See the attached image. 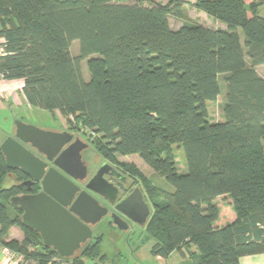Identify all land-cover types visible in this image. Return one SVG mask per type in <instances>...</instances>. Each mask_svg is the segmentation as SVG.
Instances as JSON below:
<instances>
[{"label":"trees","instance_id":"obj_1","mask_svg":"<svg viewBox=\"0 0 264 264\" xmlns=\"http://www.w3.org/2000/svg\"><path fill=\"white\" fill-rule=\"evenodd\" d=\"M130 1L0 0V80L22 81L29 106L59 113L107 161L137 155L161 173L173 191L150 185L136 168L123 170L150 207L143 239L153 242V257L188 250L191 264H240L264 254V78L255 70L264 65V0ZM184 4L225 29L185 21L172 30L167 15L185 20ZM219 76L224 120L210 122L207 103L220 93ZM172 146L183 151L185 174ZM11 172L23 180L0 151V247L36 264L68 261L22 225L10 199L26 191L17 183L4 188ZM12 226L22 242L8 239ZM102 241L94 237L70 260L104 264Z\"/></svg>","mask_w":264,"mask_h":264},{"label":"water","instance_id":"obj_2","mask_svg":"<svg viewBox=\"0 0 264 264\" xmlns=\"http://www.w3.org/2000/svg\"><path fill=\"white\" fill-rule=\"evenodd\" d=\"M72 137L66 132L40 129L16 120L14 133L0 144L6 167L27 177L17 187L30 188L35 183L40 186L38 193L13 196L10 205L22 212V225L40 236L43 248H49L62 259L74 257L92 239V228L107 215V209L93 197L84 191L78 194V187L55 169L46 170L47 164L33 153L45 155L56 169L72 179L82 180L87 176V168L81 161L80 151L87 148V144L76 139L60 151ZM27 145L29 148L25 147ZM107 167L104 164L99 168L86 189L113 205L119 191L103 177L108 172ZM114 210L138 226H144L150 216V207L139 188L119 201ZM110 218L118 231H128L127 222L119 215L112 213Z\"/></svg>","mask_w":264,"mask_h":264},{"label":"rangeland","instance_id":"obj_3","mask_svg":"<svg viewBox=\"0 0 264 264\" xmlns=\"http://www.w3.org/2000/svg\"><path fill=\"white\" fill-rule=\"evenodd\" d=\"M138 0H132L128 4L134 5L137 3ZM154 3L159 4H166L169 0H152ZM181 3H193L194 0H178ZM254 0H245V4L248 6ZM144 6H147L144 4ZM184 12H185V20L178 19L173 16V14L167 15V20L169 26L172 30H177L185 21L190 23L200 24L208 29L217 30L219 27H225L223 24L218 22L217 20L206 16L202 12L196 11L190 5H183ZM260 16L264 17V2L262 7L260 8ZM237 33L240 38V42L242 48L244 50V37L241 30H237ZM69 51L73 57H76L79 54V42L73 41L70 45ZM81 67V75L84 81L89 80V74L86 67V60L80 63ZM260 77L264 78V73H257ZM224 76H219V86H220V93L215 101L207 103V114L208 119L210 122H222L224 120V103H225V83H224ZM19 120L26 124L38 127L40 129L45 130H54V131H61V130H71L81 139L84 137L85 142L89 145L87 155L85 157L91 160L89 168L97 169L106 164L108 167L106 170H114L110 166L109 161L103 158V156L97 152V150L91 145L90 139L87 138L83 134V131L75 132L73 129L69 128L65 122V119L59 115V113L54 112L51 113L46 110H42L39 108L29 106H21L20 108L17 107L16 111L10 113L7 117L8 126L12 127L14 125V121ZM1 128V126H0ZM0 136H3L0 133ZM94 136V135H93ZM171 153L174 158V162L176 164V168L178 173L185 174L186 173V164L184 160L183 151L179 146H172ZM117 165L122 171L125 169L124 167H133L136 168L139 172H141L144 179L152 186H158L168 191H173V188L169 186L164 177L161 173L152 170L144 162L137 156V155H130V156H117ZM115 165H113L115 167ZM124 165V166H123ZM92 166V167H91ZM96 174V173H95ZM104 177V176H103ZM4 188H9L12 186L10 181L4 183ZM221 207V213L225 216V212L228 211L226 207V199L219 200ZM225 211V212H224ZM150 218V216H149ZM147 219V221L149 220ZM146 221V222H147ZM102 235L103 242L101 244V252L107 255L109 258L104 264H161L158 260L155 259L150 254V248L153 244L152 241H148L143 239L144 238V227L133 225L129 226L128 231H118L113 225L112 220L109 218L103 219L100 224L94 229L93 238L91 241L94 240L98 234ZM90 241V242H91ZM83 249V248H81ZM81 249L77 252L80 254ZM196 251L194 247L190 248V252ZM172 258L168 261L169 264H191L189 259L188 250H184L183 254L172 253ZM166 264V263H164Z\"/></svg>","mask_w":264,"mask_h":264},{"label":"crops","instance_id":"obj_4","mask_svg":"<svg viewBox=\"0 0 264 264\" xmlns=\"http://www.w3.org/2000/svg\"><path fill=\"white\" fill-rule=\"evenodd\" d=\"M259 11H258V14L260 15ZM219 29L224 30L225 27H219ZM3 42L4 40L0 38V45H2ZM255 70H256V73H264V65L256 67ZM21 106H27V108L29 107L22 93V81H1L0 80V126H1L0 133L3 135V136H0V143L6 137L14 133V125L12 127L8 126L7 117L10 113H13V111H16L17 107L20 108ZM50 131H54V130H50ZM7 181H10L12 183V186L18 183L14 172H11L7 175L5 182ZM97 236H102V235L99 233ZM8 239L14 240L17 242H22L23 233L18 227L12 226L8 231ZM4 249L6 248L0 247V264H36L33 261H24L22 256L16 255L15 253H12L8 249L7 250L12 254L11 255L6 254L4 252ZM101 254L103 253L101 252ZM76 255L78 254L76 253L75 256ZM172 256L173 254H171L167 259H163L161 257H155V259L161 262V264H164V263L169 264L168 261L172 258ZM108 258L109 257L107 256V260ZM69 259H72V258H69ZM240 264H264V254L243 257L240 259Z\"/></svg>","mask_w":264,"mask_h":264},{"label":"flooded vegetation","instance_id":"obj_5","mask_svg":"<svg viewBox=\"0 0 264 264\" xmlns=\"http://www.w3.org/2000/svg\"><path fill=\"white\" fill-rule=\"evenodd\" d=\"M56 132H66V133H69V134H71V135H73V137H72V139H71V141L69 142V143H67L66 145H64L62 148H61V150L60 151H63V150H65L69 145H71V144H73L75 141H76V139H78L79 141H81L82 143H85V144H87L86 142H85V140H84V137L81 139L79 136H77L74 132H72L71 130H61V131H56ZM25 147H27V148H29V145H27V146H25ZM88 147H89V145L87 144V148H85V149H83V150H81L80 151V156H81V161L83 162V164L86 166V168H87V176H86V178H84V179H82V180H75V179H72L71 177H69L68 175H66V174H64L63 172H61L60 170H58V169H56L55 167H54V165H53V162H49V161H47L46 160V156L45 155H42V154H38V153H36V152H33L35 155H37L44 163H46L47 164V167H46V170L47 169H49V168H53V169H55L57 172H59L62 176H64L67 180H69L72 184H74L76 187H78V189H79V192H78V194L80 193V192H82V191H84V192H87L91 197H93L98 203H99V205H101V207H104V208H106L107 209V215L103 218V219H105V218H109V219H111L110 218V215L112 214V213H115L116 215H119L122 219H124L126 222H127V224H128V226H133V225H136V224H134V223H132V222H130V221H128L127 219H125L123 216H121L120 214H118L115 210H114V208H115V205L119 202V201H121V200H123L126 196H128L135 188H138L137 186H136V184H135V181L131 178V177H129V175L128 174H126L124 171H122L119 167H116L117 165H115V164H113V163H110V166L112 167V168H114V175L112 174V170H108V172H107V174H105L104 175V178L108 181V182H110V183H112L117 189H118V191H119V196H118V199L115 201V203L113 204V205H111V204H109L106 200H104L102 197H100V196H98L97 194H95V193H93V192H91V191H88L87 189H86V185L88 184V182L90 181V179L95 175V173L97 172V169L95 170H93L92 168L90 169L89 168V165H90V163H91V160L90 159H87L86 157H85V155H87V151H88ZM113 165H115V167L113 166ZM92 167V166H91ZM18 172V171H17ZM24 176V175H23ZM27 180V177H25L24 176V178H23V180L21 181V182H24V181H26ZM18 183H20V182H18ZM17 183V184H18ZM23 188H24V190L26 191V193H38L39 191H40V186H39V184H34V185H32L30 188H27L26 186H23ZM140 190V189H139ZM142 193V192H141ZM142 195H143V199H144V201L146 202V199H145V197H144V194L142 193ZM147 203V202H146ZM102 219V220H103ZM101 220V221H102ZM100 221V222H101ZM100 222L97 224V225H95L93 228H92V232H93V234H94V229L100 224ZM92 238H93V236H92ZM92 240V239H91ZM90 240V241H91ZM89 241V242H90ZM88 242V243H89ZM87 243V244H88ZM86 244V245H87ZM86 245H84V246H86ZM84 246H82L81 248H83Z\"/></svg>","mask_w":264,"mask_h":264},{"label":"built area","instance_id":"obj_6","mask_svg":"<svg viewBox=\"0 0 264 264\" xmlns=\"http://www.w3.org/2000/svg\"><path fill=\"white\" fill-rule=\"evenodd\" d=\"M2 53H3V49L0 48V55H2ZM4 252H5L6 254H9V255L12 254V253H10L7 249H4ZM57 259L59 260V258H57ZM58 260H57V261H58ZM61 264H73V263H72V260L68 259V261H61ZM83 264H97V263L92 262V261H85Z\"/></svg>","mask_w":264,"mask_h":264}]
</instances>
